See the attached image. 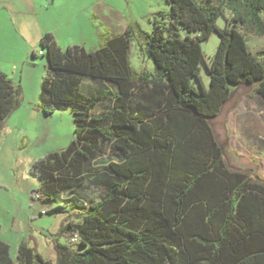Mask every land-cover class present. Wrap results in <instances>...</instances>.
<instances>
[{
	"label": "trees",
	"instance_id": "obj_1",
	"mask_svg": "<svg viewBox=\"0 0 264 264\" xmlns=\"http://www.w3.org/2000/svg\"><path fill=\"white\" fill-rule=\"evenodd\" d=\"M167 1L168 17L159 14L168 21L155 19L144 43L152 70L138 71L130 59L138 23L95 50L63 49L51 32L41 38L50 71L39 106L48 115L69 108L75 123L71 143L33 166L41 199L76 192L106 150L115 158L100 179L98 201L47 211L77 210L59 235L78 234L79 249L57 241L52 261L22 245L15 259L0 234V264H264V179L227 165L211 125L235 92L232 85L257 81L264 100V47L253 52L246 36L264 35V0ZM213 31L220 43L206 62V87L202 42ZM84 77L109 86L84 92ZM20 95L0 70V137ZM103 100V110L92 112Z\"/></svg>",
	"mask_w": 264,
	"mask_h": 264
},
{
	"label": "rangeland",
	"instance_id": "obj_2",
	"mask_svg": "<svg viewBox=\"0 0 264 264\" xmlns=\"http://www.w3.org/2000/svg\"><path fill=\"white\" fill-rule=\"evenodd\" d=\"M95 1L56 0L51 6L43 2L37 10L27 11L22 15L25 20L23 31L15 25L14 17L7 9H0V68L5 70V73L8 72L7 75L15 87L20 89L21 105L24 107L21 111L25 110L24 113L17 112L10 120V134L3 140V143L17 145L25 135L26 146L22 148L19 162L15 160L10 169L6 168L3 162L0 165V206H5L9 213L16 216V224L13 226L10 220L6 221L5 214H0L1 230L3 237L11 244V252L15 259L19 243L27 241L31 245L36 242V248L45 258L57 260L54 247L56 234L67 219L77 218V210L69 209L70 214L66 212L51 215L42 213L43 209L58 204L69 208L68 205H73L74 202L89 206L98 201L103 191L100 179H105L108 175L109 162L115 158L114 153L106 150L104 155L94 161L92 171L87 173L81 187L74 193H62L61 200L44 202L41 198L34 197L41 184L38 175L32 173L34 164L65 149L75 136L74 116L69 108L56 109L48 115L39 106L41 110L39 119L28 118L26 109L39 103L42 79L50 71L48 56L40 43L43 37L40 29L44 30V27L51 26L59 30L63 49L71 42L85 46L88 50L97 49L104 42L106 36L104 32L107 31L93 16ZM110 2L125 14H129L131 6L138 12L133 5L137 3L135 0ZM226 14L230 16L231 12L227 10ZM155 19L160 22L168 21V18L163 16L145 17L141 31L137 32L131 41L130 59L138 71L153 68L152 62L144 52V43L147 35L153 31ZM226 22L225 16L218 20L220 26H225ZM182 33L185 34L184 31ZM246 36L249 48L253 52L264 47V35ZM219 43L220 35L216 31L202 42L205 60L201 63V78L206 87L210 86L206 62H211ZM33 51L36 52V56L33 55ZM259 58L264 61V56ZM258 84L255 81L250 85H232L235 92L221 113L211 119L214 132L223 147L227 165L245 172L255 180L264 179V100L255 91ZM102 85L91 77H84V92L94 91ZM195 85L199 88L197 81ZM105 102L106 100L99 102L92 108V112H101ZM59 238L74 249L80 248L77 241L68 234Z\"/></svg>",
	"mask_w": 264,
	"mask_h": 264
},
{
	"label": "crops",
	"instance_id": "obj_3",
	"mask_svg": "<svg viewBox=\"0 0 264 264\" xmlns=\"http://www.w3.org/2000/svg\"><path fill=\"white\" fill-rule=\"evenodd\" d=\"M135 1H137V3L133 5L134 7L138 9V12H135L134 8L131 6L129 10V14H125L123 11L113 6V4H111L113 2H110V0H96L95 1V3L93 4V16L97 20H99L100 25L104 27V29L107 31V32H104L106 34L105 37L113 33H122L128 28L129 25L133 23H138L140 26H142L145 20V17L162 16L159 13H163V15H166L168 17V14L171 10L170 3L167 0H135ZM43 2L46 3L47 6H51L52 4L56 2V0H0V9H7V12L14 17L13 22L15 23V25L19 28L20 31H23L25 20L22 17V15H24V13L27 11L37 10V8L41 6ZM43 29L44 30L40 29L42 33L41 37L45 33L51 32L53 33L57 43L61 46L59 30H56L55 28H51V26H46ZM74 43L75 42H71L69 46H72ZM74 45H76V43ZM1 70L5 72V70L3 69ZM7 73L8 72H6V74ZM23 108H24L23 105H21L18 109L14 110L12 114L8 117L7 125L6 127H4L1 137H0V165L3 162V164L8 169L13 167L14 165L13 163L15 162V160L17 163L19 162L18 159L19 157H21L22 148H25L26 146L25 140H24L25 135L21 137V141H19L17 145L15 144L9 145V144H6V142L3 143L4 137L10 134V130H11L10 129L11 127L9 124L10 120L14 117L15 114H17V112H19V114L24 113L25 110L21 111ZM26 110H27L29 119L36 120V119H39V117L41 116V110L39 107V103L36 104V106H28ZM2 157L3 159H1ZM18 166L19 165L17 164V168L19 169ZM6 172L9 173V171L7 170ZM52 207L53 206L44 208L42 213L48 214L47 211ZM5 208H6L5 206L3 207L0 206V214L2 215L5 214L6 221L10 220L12 225L14 226L16 224V216L9 213L7 208L6 209ZM59 231H60V228H59ZM59 231L56 234L57 236L54 242L55 249H56L55 244L57 241L61 243H66V242H63L59 238L60 236ZM0 234H1L2 239H4L6 242L9 243L10 249H11L10 242L6 240L2 235L1 222H0ZM61 236H64V235H61ZM22 245H28V246H32L35 248L37 247L36 242H34V245H31L27 241H21L18 246L19 248H18L17 255ZM56 253H57V250H56ZM57 258H58V253H57Z\"/></svg>",
	"mask_w": 264,
	"mask_h": 264
},
{
	"label": "built area",
	"instance_id": "obj_4",
	"mask_svg": "<svg viewBox=\"0 0 264 264\" xmlns=\"http://www.w3.org/2000/svg\"><path fill=\"white\" fill-rule=\"evenodd\" d=\"M42 52V51H41ZM34 197L35 198H42L43 197V195L37 190V191H35V193H34ZM72 239H74V240H76L77 242L79 241V236H78V234H73V235H71L70 236Z\"/></svg>",
	"mask_w": 264,
	"mask_h": 264
}]
</instances>
